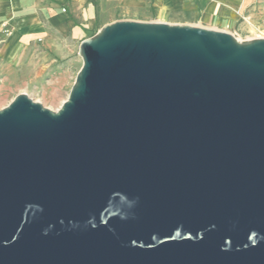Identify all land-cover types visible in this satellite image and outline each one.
Listing matches in <instances>:
<instances>
[{
    "label": "water",
    "instance_id": "95a60500",
    "mask_svg": "<svg viewBox=\"0 0 264 264\" xmlns=\"http://www.w3.org/2000/svg\"><path fill=\"white\" fill-rule=\"evenodd\" d=\"M54 111L0 108V264H264V37L119 19Z\"/></svg>",
    "mask_w": 264,
    "mask_h": 264
},
{
    "label": "crops",
    "instance_id": "0c3cea01",
    "mask_svg": "<svg viewBox=\"0 0 264 264\" xmlns=\"http://www.w3.org/2000/svg\"><path fill=\"white\" fill-rule=\"evenodd\" d=\"M261 0H0V81L15 75L13 65L36 64L43 49L58 53L65 41L67 54L79 53L83 39L96 33L99 9L110 2L148 9V20L223 28L250 25ZM12 72V73H11Z\"/></svg>",
    "mask_w": 264,
    "mask_h": 264
},
{
    "label": "rangeland",
    "instance_id": "374dc122",
    "mask_svg": "<svg viewBox=\"0 0 264 264\" xmlns=\"http://www.w3.org/2000/svg\"><path fill=\"white\" fill-rule=\"evenodd\" d=\"M106 9H99L97 29L104 24L119 19H134L148 21V9L128 8L115 2H110ZM251 24L245 25L238 22L234 26L215 28L232 33L239 40L264 37V0L258 2L251 10ZM196 25L204 26L200 23ZM214 28L210 26H204ZM58 47L46 48L39 53L36 64L13 65L9 70V78L0 81V108L6 107L18 94L26 93L34 101L43 106L57 111L68 98L76 76L82 67L83 60L78 52L67 54L68 45L65 41H57ZM12 73V72H11Z\"/></svg>",
    "mask_w": 264,
    "mask_h": 264
},
{
    "label": "built area",
    "instance_id": "2783aa9c",
    "mask_svg": "<svg viewBox=\"0 0 264 264\" xmlns=\"http://www.w3.org/2000/svg\"><path fill=\"white\" fill-rule=\"evenodd\" d=\"M0 42H2V40H0Z\"/></svg>",
    "mask_w": 264,
    "mask_h": 264
}]
</instances>
